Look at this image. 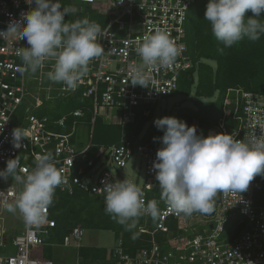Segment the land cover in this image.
<instances>
[{"label":"built area","instance_id":"obj_1","mask_svg":"<svg viewBox=\"0 0 264 264\" xmlns=\"http://www.w3.org/2000/svg\"><path fill=\"white\" fill-rule=\"evenodd\" d=\"M195 0H60L70 8L77 4L108 5L113 11L108 22L101 26L106 35L99 42L105 49L102 56L90 61L88 72L78 83L76 90H67L62 84L41 76H31L36 81V88L31 89L25 73L21 75V59L16 55L19 47H28L26 40L13 42L0 40V163L6 164L8 159L18 158L20 166L31 171L35 166L38 154L52 152L56 159V167L67 179L66 185H60L56 191L72 194L80 191L99 197V188L106 182L117 181L112 173L114 168H123L133 154H138L144 164L146 178L141 186L143 198L148 202V194L158 183L153 162L156 152L161 147L152 141L143 142L141 136L127 137L121 134L117 143L105 148L99 146L94 156L89 157L88 150L92 146L93 125L102 115L108 118L107 124L121 126L133 122L140 110L147 116L149 109L159 99L170 96L178 87V76L192 67L185 41V24L188 11ZM32 5L25 0H0V29H6L13 18L27 11ZM67 20V15L65 16ZM156 27L165 30L169 37L182 47L181 55L169 68H157L147 71V87L131 85L128 76L130 65L141 62L135 48L146 34ZM46 68V69H45ZM54 63L45 65L39 72L53 71ZM43 70V71H42ZM80 93L82 98L90 101L88 139L84 146L76 149L73 144L75 121L69 124L67 132L52 130L48 125L65 128L67 115L56 119L37 116L33 110L40 108L44 101ZM42 93V95H41ZM116 110L117 114H109ZM102 113V115H100ZM84 114L82 108L70 112L72 118H80ZM225 117L236 121V127L228 129ZM111 118L112 121H109ZM188 125H196L197 133L204 136L210 133H238L237 139L261 133L260 125H264V93L245 91L241 88L228 89L222 107V118L216 127L206 132L193 120ZM18 127L25 136L21 147L14 148L12 131ZM255 179L249 188L242 193L244 202H236L238 194L218 193L214 200V210L210 214L193 213L185 216L171 211L163 199L159 207L160 215L153 229L145 225L137 227L138 232L151 235L146 245L138 247L133 253L125 251L121 240L110 249V255L116 264H264V206L254 203ZM22 185L14 180V184H4L0 180V199H14L22 190ZM156 200V199H155ZM5 209L0 207V246L8 242L14 247L11 254H0V264H53L50 259L31 257L32 251L49 244L45 237L55 220L47 209L46 223L39 229L26 226L14 235H8L4 225ZM22 217V214H20ZM144 222L148 215H142ZM23 218V217H22ZM234 221L232 230L234 238L225 234V226ZM159 233L163 238L157 241L153 236ZM83 234L80 226H74L63 236L62 244L70 245L71 240L79 241Z\"/></svg>","mask_w":264,"mask_h":264},{"label":"clouds","instance_id":"obj_2","mask_svg":"<svg viewBox=\"0 0 264 264\" xmlns=\"http://www.w3.org/2000/svg\"><path fill=\"white\" fill-rule=\"evenodd\" d=\"M25 3L34 6L21 12L19 18L11 19L6 29H0V40L27 41L28 47L16 49L22 62L21 75L34 74L45 67L46 61L53 60L54 68L47 73L48 79L67 90H76L88 72L90 61L105 52L99 42L106 36L101 26L88 18L67 22L65 16L75 10L62 5L60 0H25ZM249 10L252 16L245 15ZM262 12L264 0H208L204 19L210 22L214 37L224 47H232L244 38L260 39L264 22L257 17ZM135 51L141 62L130 65L128 76L131 85L147 87V71L173 66L182 47L165 30L156 27L143 37ZM154 125L163 135L153 137L161 144L153 168L162 198L175 213L210 214L217 194L223 192L238 194L235 203L244 202L241 194L248 190L250 182L257 175L264 176V125L259 126L262 130L259 135L254 133L243 139H237L238 133L233 132L198 134L196 125L190 126L175 116L156 118ZM24 137L21 129L14 128L13 147L20 148ZM34 163V168L28 171L16 157L8 159L6 167L0 169V179L7 181L12 177L23 186L11 201L6 197L0 199V207L8 212L18 211L26 226L39 229L46 223L56 188L66 185L67 179L56 167L50 151L36 155ZM98 194L104 198L105 213L129 230L142 215L153 219L160 215L158 201L146 203L141 188L132 180L106 182Z\"/></svg>","mask_w":264,"mask_h":264},{"label":"trees","instance_id":"obj_3","mask_svg":"<svg viewBox=\"0 0 264 264\" xmlns=\"http://www.w3.org/2000/svg\"><path fill=\"white\" fill-rule=\"evenodd\" d=\"M207 3L208 0H195L188 11L185 41L192 67L179 74L178 87L171 94L181 93L184 96L194 94L196 97L194 108L179 107L175 117L186 121L187 124L195 120L205 132L211 127H216L222 118L223 102L228 89L241 88L245 91L264 93V34H261L257 41L244 38L232 47H224L212 34L210 22L204 19ZM87 7L93 8L91 5ZM70 14L67 15V19ZM245 15L252 16L253 14L249 10ZM257 19L264 22V12ZM209 61L214 62V66ZM212 97L214 98L206 100ZM50 103L54 105L50 107ZM155 105L144 106L149 109L147 116L141 115L138 110L133 122L123 126L101 123L96 119L93 125L92 146L88 150L89 157L94 156L99 146L105 148L117 143L121 134L127 137L139 136L145 123L151 120ZM84 107H88V101L76 92L73 95L59 97L53 102L44 101L42 106L33 112L37 116L56 119L62 115L69 116L71 111L82 108L84 115H89V111ZM224 123L228 129L236 127V121L229 117H225ZM98 124L105 128L103 132L102 130L100 132L106 141L101 139L102 137L95 136V127ZM162 134V130L157 129L154 122H150L141 136V141L149 142L153 137ZM155 199L160 207L163 198L158 183L148 194V201ZM253 200L256 205L264 206V176H256ZM49 215L55 220V226L50 228L48 234L52 236L51 241L62 242L63 236L68 234L74 226L108 229L112 230L121 240V245L128 253H133L136 248L146 245L151 239L150 234L138 232L137 227L145 225L148 229H153L157 220V218L153 219L148 216L144 222L143 216H140L136 226L129 230L125 225L117 223L111 215L105 213L104 202L101 198L80 191L68 194L55 190ZM234 223L230 221L225 226V234L230 238L236 236V232L232 230ZM134 234L136 238H133ZM153 237L157 241L163 238L159 233H155ZM78 255L81 258L80 264H116L109 250L102 247L79 246Z\"/></svg>","mask_w":264,"mask_h":264},{"label":"rangeland","instance_id":"obj_4","mask_svg":"<svg viewBox=\"0 0 264 264\" xmlns=\"http://www.w3.org/2000/svg\"><path fill=\"white\" fill-rule=\"evenodd\" d=\"M100 2L105 3L107 0H98ZM62 5L66 7H70L67 5V3L61 2ZM34 6V5H32ZM90 5L86 4H77L75 7H71L74 9V12H71L70 17L66 20L67 22L71 23L74 22L77 19H83L88 18L91 21L97 22L100 26L104 25L108 19L113 14V11L111 10L110 6L108 5H91L93 8L89 9L90 7H87ZM104 23V24H102ZM53 60H49L45 62V65H51L53 64ZM210 64L214 66V62L209 61ZM46 69V68H45ZM43 71V70H42ZM41 76L43 79H47V73L43 71V73H40L39 70L34 73H27V82L31 89L36 88V81L33 79H30L31 76ZM53 86H57V83L54 82ZM42 95V93H41ZM209 98L206 100L213 99ZM196 97L193 93H191L188 96H184L181 93H176L174 95H170L167 97H164L163 99H159L156 102L154 112L152 114V121H154L156 118L164 117V116H175L177 113V109L179 107H191L194 108V100ZM109 114H112V116H115L117 114L116 110H112L109 112ZM102 115V113H100ZM84 119H81L78 121V123L75 126L74 135H73V144L76 149L81 148L84 146L87 142L88 137V124L87 122L84 123ZM98 121L101 123H105L108 121V118L105 115H102L101 117H98ZM109 121H112L111 118H109ZM103 127H100V125H96L95 127V136L98 137V135L101 134V130L103 132ZM115 135V134H114ZM163 135V134H162ZM160 135V136H162ZM157 136V137H160ZM153 143H159V141H154L152 139ZM6 167V164L0 163V169H3ZM112 173L116 180H123V179H129L134 181L138 186H141L144 182L146 175H145V169L142 158L138 154H133L132 157L127 161L126 165L123 168H114L112 169ZM4 184H14V180L12 177H9L7 181H4L0 179ZM4 217V225L7 229L8 235H14L20 233L24 229V220L21 217L20 213L17 211L15 213L8 212L7 210L4 211L3 214ZM83 234L81 236V239L79 241V246H93V247H102L107 250H110L117 246L119 239L116 237L114 232L112 230L108 229H90V228H82ZM52 236H46V240L49 244L43 245L39 248H36L37 250L32 251L31 257L39 258V259H50L53 264H80L81 258L78 255V247L76 245V241L71 240L70 245H63L61 242H54L50 239ZM14 247L8 242L6 246L2 247L0 246V254H11L14 252Z\"/></svg>","mask_w":264,"mask_h":264},{"label":"crops","instance_id":"obj_5","mask_svg":"<svg viewBox=\"0 0 264 264\" xmlns=\"http://www.w3.org/2000/svg\"><path fill=\"white\" fill-rule=\"evenodd\" d=\"M71 95H73V94H71ZM83 99H85V98H83ZM54 100H58V98H52V99L47 100V101H51V102H53ZM86 100H87V99H86ZM87 101H88V107H89V106H90V101H89V100H87ZM49 105H50V107H52L54 104L50 103ZM84 109L86 110L87 107H84ZM87 110H88V109H87ZM88 111H89V110H88ZM89 118H90V111H89V115H84V114H83V116L80 117V118H72L70 115H69V116L67 115V126H66L65 128H60V127H58V126H54V125H48V127H49L50 129H52V130H55V131H59V132H67V131L69 130L68 125L70 124V122H71L72 120L75 121L76 124H77L78 121H80L81 119H84V120H86V121H84V123L87 122L88 127H89ZM97 119H98V118H97ZM151 119H152V118H151ZM150 122H154V121L150 120V121H148L147 123H145V125L143 126V129H142L141 133L139 134V136H142V135L144 134V132H145V130H146V128H147V126H148V124H149ZM114 125H119V124H114ZM101 137H102V138H101ZM98 138H101V139H103L104 141H106V139L103 138V136H102L101 134L98 135ZM99 141H101V140H99ZM36 250H37V249H36Z\"/></svg>","mask_w":264,"mask_h":264}]
</instances>
